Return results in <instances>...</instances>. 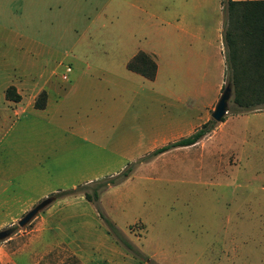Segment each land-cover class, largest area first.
<instances>
[{
  "label": "rangeland",
  "instance_id": "1",
  "mask_svg": "<svg viewBox=\"0 0 264 264\" xmlns=\"http://www.w3.org/2000/svg\"><path fill=\"white\" fill-rule=\"evenodd\" d=\"M1 1L0 230L13 228L0 241L3 264L8 248L20 246L47 209L63 218L59 237L82 247L103 242L106 225L82 192L57 197L23 227L18 220L49 195L96 183L147 156L156 148L148 153L146 148L167 131V119L190 111L149 98L147 81H134L123 69L137 46L149 48L164 32L150 14L160 5L41 0L37 3H53L32 8L23 0L9 7ZM224 16L223 0H208L198 15L207 29L219 19L224 25ZM90 63L103 64L109 73ZM160 65L159 82L165 83L168 67L165 60ZM16 81L21 100L15 104L4 90ZM227 82L225 74L223 87ZM121 84L133 86L132 100L122 102ZM233 94L232 86L223 117L228 123L221 128L223 120L211 117L217 101L213 105L208 120L217 132L205 147L171 148L99 193L100 207L128 240H140L147 230L162 264H264V107L233 113ZM162 113L165 120L158 118ZM27 258L22 264H31Z\"/></svg>",
  "mask_w": 264,
  "mask_h": 264
},
{
  "label": "crops",
  "instance_id": "2",
  "mask_svg": "<svg viewBox=\"0 0 264 264\" xmlns=\"http://www.w3.org/2000/svg\"><path fill=\"white\" fill-rule=\"evenodd\" d=\"M8 1L3 0L1 2L4 6H13L15 0ZM23 1L32 8H37L44 4L50 5V2H52L42 4L37 3V1L41 0ZM145 1H149L150 8H153L155 4L156 6L160 5L159 7H154L156 10L150 12V14L159 21L158 24L164 32L157 34L159 40L151 42L148 45L150 46L149 48L141 45L137 46L133 50L130 59L127 62L123 61V66L125 67L123 69L128 70L133 75L134 81L137 79L147 81L151 91L147 95L148 97L150 96L156 100H165L167 103L184 105L190 111L186 116L182 115L180 118L167 119L168 123L165 125L167 131L160 133L161 139L156 140L152 146L146 148L145 152L148 153L169 141L190 135L204 122L208 121L210 111L220 96L224 84L226 47L223 38V20L219 19L215 26L207 29L205 19L198 17V15L205 12L208 0H154L155 3L153 4V0ZM55 2L60 1L55 0ZM138 2L142 3V0L131 3L137 7L139 6ZM188 6H191V11L187 10ZM47 8L51 10L48 6ZM55 20L56 18L53 17L50 22ZM139 52L147 54L156 63V72L153 79H148L127 67V63ZM162 60H165L169 71L165 83L159 82ZM91 65L95 69L100 70V72L109 73V69L105 68L106 66L103 64L95 65L90 63L89 67ZM115 77H119V75L116 73ZM8 87L15 89L20 96L18 101L10 100L6 97L5 91ZM8 87L4 90L5 99L9 102L11 101V103H20L21 95L17 81ZM132 87V85L128 84H121L117 87L118 95L122 102L127 100V98L132 100L135 97L134 93L136 91H133ZM45 93L47 94L46 90ZM158 118L165 120L166 116L162 113ZM159 119L156 120V123ZM228 119L226 118L220 122V128L228 123ZM213 130L195 144L183 147H205L209 143L206 141L210 137L213 139L215 135L212 134ZM215 132L217 130H214ZM210 143L212 144V142ZM152 162L144 163L140 168L151 165ZM62 220L63 218L58 219V214L54 209H47L45 212L39 213L36 216L34 226L26 232L27 236L25 239L21 240V245L8 248L11 252L7 254L6 262L3 264H22V261H24L22 257H28V263L31 260V264H52L51 261H54V264H144L108 233L107 227L104 241L96 242L92 246L88 243L87 247H82L65 240L64 236L59 237L62 235L60 232L63 231ZM147 233L146 230L140 240H135L131 237L133 242L130 241L135 246L140 244L142 249L145 250L144 252L142 251V253L147 254L145 263L150 259H154L162 264L156 258V252L151 251L152 249L149 245L151 238ZM15 244L17 245L18 243ZM39 245L41 246L38 247ZM192 264H199L198 260Z\"/></svg>",
  "mask_w": 264,
  "mask_h": 264
},
{
  "label": "trees",
  "instance_id": "3",
  "mask_svg": "<svg viewBox=\"0 0 264 264\" xmlns=\"http://www.w3.org/2000/svg\"><path fill=\"white\" fill-rule=\"evenodd\" d=\"M225 11V28L223 38L226 52L227 83L233 86V113L246 112L264 107V0H223ZM247 45L249 47H247ZM130 70L136 71L148 79H153L156 63L143 52H139L128 63ZM8 99L18 101L20 96L13 87L5 91ZM224 120V118H222ZM214 121L204 122L188 136L154 149L147 156L134 161L117 174L78 186L71 190L54 193L57 197L74 192H82L84 197L96 204L97 212L110 233L123 244L134 256L142 259L146 256L124 236L125 234L104 213L100 207L99 193L129 178L135 167L171 148L192 145L214 129ZM94 183V184H93ZM92 189L90 193L87 189Z\"/></svg>",
  "mask_w": 264,
  "mask_h": 264
},
{
  "label": "water",
  "instance_id": "4",
  "mask_svg": "<svg viewBox=\"0 0 264 264\" xmlns=\"http://www.w3.org/2000/svg\"><path fill=\"white\" fill-rule=\"evenodd\" d=\"M232 96V86L230 83H226L222 89V92L211 112V117L215 121H221L225 114L228 113V105L230 98ZM56 199L55 195H49L41 199L37 204H35L30 210H28L22 218L18 220V225L25 226L39 211L44 209L50 203ZM13 232L11 227L0 230V241L5 240L10 237Z\"/></svg>",
  "mask_w": 264,
  "mask_h": 264
},
{
  "label": "built area",
  "instance_id": "5",
  "mask_svg": "<svg viewBox=\"0 0 264 264\" xmlns=\"http://www.w3.org/2000/svg\"><path fill=\"white\" fill-rule=\"evenodd\" d=\"M63 77H65V76H63Z\"/></svg>",
  "mask_w": 264,
  "mask_h": 264
},
{
  "label": "flooded vegetation",
  "instance_id": "6",
  "mask_svg": "<svg viewBox=\"0 0 264 264\" xmlns=\"http://www.w3.org/2000/svg\"><path fill=\"white\" fill-rule=\"evenodd\" d=\"M13 229V228H12Z\"/></svg>",
  "mask_w": 264,
  "mask_h": 264
}]
</instances>
